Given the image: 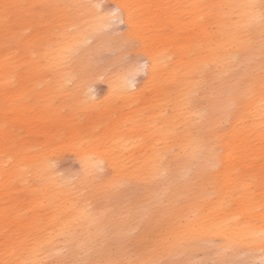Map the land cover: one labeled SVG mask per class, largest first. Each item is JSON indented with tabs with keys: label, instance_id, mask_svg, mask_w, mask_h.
<instances>
[{
	"label": "bare ground",
	"instance_id": "bare-ground-1",
	"mask_svg": "<svg viewBox=\"0 0 264 264\" xmlns=\"http://www.w3.org/2000/svg\"><path fill=\"white\" fill-rule=\"evenodd\" d=\"M208 1L203 6V0H194L189 12L190 35L174 45L170 39L171 43L166 42L177 49L173 52L176 60L167 70L170 78L154 87L157 100L150 103L152 109L159 104V153L151 150L139 163L122 169L118 166L120 157L107 145L111 139L107 138L105 145L102 138L94 139L89 134L76 154L82 166L76 188L66 185L62 193L53 192L47 185L49 163L43 155L31 153L30 146L32 139L37 142L44 137V145L50 148L58 141L60 130L57 126L53 127L56 130L46 127L43 134L30 130L33 122L25 111L28 106L17 101L21 111L16 123L26 128L21 126L18 137H14L10 129L0 126V264H100L108 260L139 264L146 259L186 260L187 264L199 250L212 251L224 264L241 252L252 253L264 261L258 240V234L264 230V187L262 199L254 200L257 189L243 184L240 197L232 206L224 203L222 191L228 183L241 184L238 167L256 163L251 154L256 155L258 150L247 147V142L234 134L237 132L232 126L236 122L244 123L246 116L252 121L258 116L255 125L257 130L261 129L259 105L264 62L260 57L264 26L259 20V9L243 7L258 5L260 0ZM83 4L88 6L86 10L95 5L86 1ZM116 6L121 9L118 17L125 19L131 32L136 25L129 18L128 2L117 0ZM225 8L227 16L223 18ZM169 16L175 30L188 32V26ZM85 17L86 38L103 46L99 36L102 26L95 14L86 13ZM200 18L213 21L202 25ZM127 38L128 54L146 58L142 70L146 75L144 87L137 95L126 96L134 97L142 105L145 87L156 79L157 58L154 52L144 49L142 35L134 33L132 39ZM76 43L74 39L54 50L55 64L60 67V84L73 80L76 84H86L95 78L88 75L92 63L89 53L83 48L76 49ZM9 70L11 67L0 63V81L10 75ZM138 71L132 64L112 75L107 73L110 90L127 93L133 87L130 76ZM232 95L242 103L229 119H224L222 108ZM167 100L172 101L176 120L182 126L171 134L174 115H167L160 104ZM38 110L41 118L48 114L44 107ZM58 117L60 126L68 123ZM9 122L14 124L12 120ZM141 129L142 124L136 121L131 137ZM25 134L28 139L24 138ZM134 157L132 152L128 158L134 160ZM258 165L264 169V159ZM88 169L94 171V177L87 175ZM103 169L107 172L101 174ZM29 172H33L39 185L20 191ZM26 190L27 206L20 196ZM129 193L133 201L124 209L127 214L115 210L117 197ZM214 194L216 201H212ZM135 229L139 233L133 236L131 232Z\"/></svg>",
	"mask_w": 264,
	"mask_h": 264
},
{
	"label": "rangeland",
	"instance_id": "rangeland-1",
	"mask_svg": "<svg viewBox=\"0 0 264 264\" xmlns=\"http://www.w3.org/2000/svg\"><path fill=\"white\" fill-rule=\"evenodd\" d=\"M83 1L103 7L104 12L110 11L117 3V0H0V63L11 67L10 75L3 77V81H0V126L10 129L14 137H18L21 126L26 128L16 123L20 118L18 113L21 111L18 100L28 106L25 111L33 122L30 130H37V134H43L47 128L51 130L57 126L56 129L60 130L57 134L58 141L50 148L44 145L46 140L44 137L37 142L32 139L30 146L31 153H39L48 161L50 177L47 185L51 186L50 190L57 193H62L66 185L76 188L82 168L76 154L78 148L83 146L84 141L90 137L89 134L93 135L94 139L102 138L101 141L105 145L107 138L111 139L107 145L111 146L110 150L113 149L114 155L120 157L118 166L122 169L130 168L135 162L139 163L151 150L157 153L161 151L158 137L161 134L158 131L161 126V119L158 116L159 104L153 109L150 107V103L157 100L154 96V87L158 82L167 81L170 78L171 73H167V70L176 60L173 52L177 49L168 46L166 42L172 40L174 45L191 34L192 23L189 12L193 8L194 0H121L124 3L128 2L130 8L128 15L136 26L130 32L125 19L117 17V23L111 31L102 30L99 33L103 46H97L96 40L86 38L85 14L91 16L98 9L86 10L85 7H77L84 5ZM203 3V6H207L209 1L203 0ZM5 4L18 7L6 12L3 7ZM224 11L223 18L227 16V9L225 8ZM169 15L175 16L182 26H188V32L175 30L168 20V17H171ZM211 21L213 20L208 18L199 19L202 25ZM134 33L143 36L144 49L155 53L158 64L156 79H152V82L148 83L144 89L142 105L134 97L130 99L126 97L137 95L146 82V75L142 71L145 69L143 65L146 64V58L142 55L136 57L134 53L128 54L125 45L127 37L132 39ZM74 39L77 41L76 49L83 48L89 53V60L92 63L88 75H95V78L86 84H76L74 80L60 84V67L55 64L54 50L60 45L70 44ZM152 39L153 42H151ZM65 61L68 59L66 58ZM132 64L139 68L138 73L133 72L130 76L133 87L127 93L110 90L107 73L112 75V72L125 69ZM100 67L103 69H98ZM163 68L166 70L164 71ZM160 104L167 115H174L170 134L179 131L182 126H180L181 122L176 120L172 101L167 100ZM49 106L51 109L48 108ZM40 107H44L48 113L43 118L38 110ZM59 113L60 115H54ZM188 113L191 114V110ZM58 116L67 120L68 123L60 126L61 121ZM257 118L258 116L255 120ZM9 120H12L14 124H11ZM245 120L244 123L236 122L232 128L234 127L237 132L234 133L236 136L247 142V147H250L252 151L258 150L256 155L251 154L256 163H253L254 166L251 167L237 168L240 170L238 177L241 184L239 186L228 183L222 187V191L225 192L223 201L228 206H232L234 201L239 199L243 184L245 187L257 189L254 200H260L263 196L264 169H261L258 164L264 159V130L262 128L257 130L258 125H255V120L252 121L251 117L246 116ZM56 121L59 123L57 124ZM136 121L142 124V129L138 135L131 137ZM174 127L175 130H173ZM118 137L121 139L118 140ZM124 137H127L125 141H123ZM24 138L28 139L29 136L25 134ZM125 142L129 144L123 147ZM155 143L157 145H154ZM136 148L138 150H135ZM237 148L242 150L240 146ZM132 152L135 154L134 160L128 158ZM142 154V157H138ZM106 172L105 169L100 170L101 174ZM25 181L27 183H24ZM24 182L22 183L24 185L20 186V191L34 189L39 185L33 172L26 175ZM43 189L46 188L43 187ZM235 190L238 192L232 194ZM84 191L86 192V189ZM27 192L26 190L20 193L25 206H27L26 199L29 197ZM117 198L119 200L113 207L115 210H124L133 201L130 193ZM216 199V195H212V201ZM101 200L96 201L101 202ZM122 213L127 214V211L124 210ZM137 231V229L133 230L131 235L136 236L139 233ZM195 252L187 264L219 261L212 251ZM168 261L169 264L173 261L175 264H186V260ZM261 261L262 258H256L252 253L241 252L238 257L230 259L226 264H261Z\"/></svg>",
	"mask_w": 264,
	"mask_h": 264
},
{
	"label": "snow or ice",
	"instance_id": "snow-or-ice-1",
	"mask_svg": "<svg viewBox=\"0 0 264 264\" xmlns=\"http://www.w3.org/2000/svg\"><path fill=\"white\" fill-rule=\"evenodd\" d=\"M5 11L18 7L17 5H10L5 4L4 6ZM77 7H88L87 5H78ZM93 9H98L95 12V16L97 22L102 26L103 31H111L114 25L117 23V17L121 14V9L119 6L113 7L110 11L104 12L103 7L99 5H91ZM231 7H240V6H231ZM243 7H246L250 10L252 9H259V20L262 26H264V0H260V3L257 4H248ZM122 23V21H120ZM261 61L264 62V45L261 48ZM245 96L250 95V93H244ZM261 97L262 102L259 105V112H260V123L261 128L264 130V84H262L261 89ZM242 103L241 99H238L235 95L230 96V98L224 103L222 111L224 112V119H229L231 117L232 112ZM87 175L89 177H94L95 173L92 169L87 170ZM258 240L261 246V252L264 253V230H262L258 234ZM27 264V262H25ZM76 264H90V262H76ZM100 264H123L122 261L118 260H108V261H101ZM139 264H169L168 260H161V259H146ZM171 264H175V262H171ZM199 264H224V262L211 260V261H200ZM261 264H264V261H261Z\"/></svg>",
	"mask_w": 264,
	"mask_h": 264
}]
</instances>
